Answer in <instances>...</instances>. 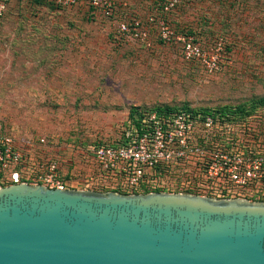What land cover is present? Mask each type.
Wrapping results in <instances>:
<instances>
[{
  "label": "rangeland",
  "instance_id": "1",
  "mask_svg": "<svg viewBox=\"0 0 264 264\" xmlns=\"http://www.w3.org/2000/svg\"><path fill=\"white\" fill-rule=\"evenodd\" d=\"M127 1L128 13L144 18L154 4ZM25 6L0 16V129L50 140L65 165L75 160L77 188L90 171L81 149L123 131L134 105H243L264 131V0H192L168 15L204 45L223 39L212 72L155 29L151 47L117 43L114 27L80 6Z\"/></svg>",
  "mask_w": 264,
  "mask_h": 264
},
{
  "label": "built area",
  "instance_id": "2",
  "mask_svg": "<svg viewBox=\"0 0 264 264\" xmlns=\"http://www.w3.org/2000/svg\"><path fill=\"white\" fill-rule=\"evenodd\" d=\"M12 0H0V15ZM64 10L87 6L88 18L107 20L114 40L151 47L155 29L163 42H180L186 60L198 59L207 70L220 68L222 38L204 45L174 29L168 15L192 0H154L146 15L128 13L127 0H43ZM138 112L123 131L89 144L80 153L90 166L80 189L122 193L185 192L217 198L264 201V131L249 118L234 121L200 108L158 109L136 105ZM46 137L16 136L0 129V187L27 182L77 188L75 160L69 161ZM188 193V192H186Z\"/></svg>",
  "mask_w": 264,
  "mask_h": 264
},
{
  "label": "water",
  "instance_id": "3",
  "mask_svg": "<svg viewBox=\"0 0 264 264\" xmlns=\"http://www.w3.org/2000/svg\"><path fill=\"white\" fill-rule=\"evenodd\" d=\"M0 264H264V201L13 183Z\"/></svg>",
  "mask_w": 264,
  "mask_h": 264
},
{
  "label": "trees",
  "instance_id": "4",
  "mask_svg": "<svg viewBox=\"0 0 264 264\" xmlns=\"http://www.w3.org/2000/svg\"><path fill=\"white\" fill-rule=\"evenodd\" d=\"M14 2H16L20 5H30L31 7H37V8H42V7L54 8V7H52L51 4H48V3L44 2L43 0H12L9 2L7 9ZM0 16H2V15H0ZM262 100H264V99H262ZM154 107L158 108V109H162V108L175 109V108H177V107L164 106V105H154ZM183 107L193 109L192 107H190L188 105H183ZM138 108H140V107H138L136 105L131 107V110L129 112L131 117H134V115L138 112ZM200 110L204 113H212L214 115H217V114L223 115V116H226L227 119L234 120V121L246 120L247 118H249L252 122H254L256 120L255 119L256 117H254V119H253V116H256V115L249 113V111H247L246 108L243 107V105H237L236 107H233V108H230L228 105H223V106H218V107L200 108ZM156 190L159 191L161 189L158 188ZM145 191L147 192L148 189L145 188ZM184 191L188 192V193H198V191L192 190L190 188L184 189Z\"/></svg>",
  "mask_w": 264,
  "mask_h": 264
},
{
  "label": "crops",
  "instance_id": "5",
  "mask_svg": "<svg viewBox=\"0 0 264 264\" xmlns=\"http://www.w3.org/2000/svg\"><path fill=\"white\" fill-rule=\"evenodd\" d=\"M78 6H80V7H82L85 11H86V9H87V6L86 5H78ZM24 7H26L25 5H20V4H18V3H16V2H14L12 5H11V7H10V12H13V11H19V9L21 10V8H24ZM76 7V6H75ZM9 12V13H10ZM187 33V32H186ZM188 34V33H187ZM198 38H200V36H197V38L196 39H198Z\"/></svg>",
  "mask_w": 264,
  "mask_h": 264
}]
</instances>
